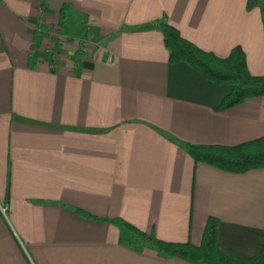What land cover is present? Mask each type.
<instances>
[{
	"label": "crops",
	"instance_id": "1",
	"mask_svg": "<svg viewBox=\"0 0 264 264\" xmlns=\"http://www.w3.org/2000/svg\"><path fill=\"white\" fill-rule=\"evenodd\" d=\"M161 22L218 56L240 45L264 75L246 0H0V264H193L121 243L117 218L199 244L214 216L228 253L261 251L264 168L194 163L185 144L264 136V96L218 111L231 86L168 63Z\"/></svg>",
	"mask_w": 264,
	"mask_h": 264
},
{
	"label": "trees",
	"instance_id": "2",
	"mask_svg": "<svg viewBox=\"0 0 264 264\" xmlns=\"http://www.w3.org/2000/svg\"><path fill=\"white\" fill-rule=\"evenodd\" d=\"M255 7L261 11L264 30V0H246L247 10ZM160 25L168 51V63L185 62L207 80L231 86L230 93L223 97L218 111L248 98L264 96V75L250 73L245 52L240 45L234 46L222 57L198 47L183 37L175 26L167 22H161ZM80 61L79 56L77 67ZM185 149L194 163H205L225 172L240 174L264 168V136L236 145L186 143ZM109 221L118 227L119 241L137 249L147 245L165 256L193 264H264V244L260 252L249 258H239L224 250L218 240L219 220L214 216L207 218L199 244L165 241L120 218Z\"/></svg>",
	"mask_w": 264,
	"mask_h": 264
},
{
	"label": "built area",
	"instance_id": "3",
	"mask_svg": "<svg viewBox=\"0 0 264 264\" xmlns=\"http://www.w3.org/2000/svg\"><path fill=\"white\" fill-rule=\"evenodd\" d=\"M54 57L56 58V55H55L54 51L51 50V52H49V64H50V66H53L52 62H53Z\"/></svg>",
	"mask_w": 264,
	"mask_h": 264
}]
</instances>
